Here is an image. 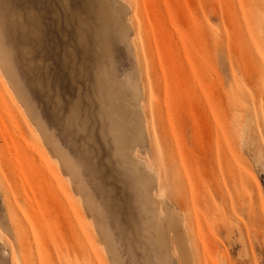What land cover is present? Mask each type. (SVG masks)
Returning a JSON list of instances; mask_svg holds the SVG:
<instances>
[{
    "label": "rangeland",
    "instance_id": "obj_1",
    "mask_svg": "<svg viewBox=\"0 0 264 264\" xmlns=\"http://www.w3.org/2000/svg\"><path fill=\"white\" fill-rule=\"evenodd\" d=\"M0 55V264H264V0H0Z\"/></svg>",
    "mask_w": 264,
    "mask_h": 264
},
{
    "label": "bare ground",
    "instance_id": "obj_2",
    "mask_svg": "<svg viewBox=\"0 0 264 264\" xmlns=\"http://www.w3.org/2000/svg\"><path fill=\"white\" fill-rule=\"evenodd\" d=\"M0 56L2 57V55H0ZM246 124H247V123H246ZM244 126H245V125H244ZM243 129H244V128H243ZM247 131H248V130H247ZM241 132H242V131H241ZM240 134H241V133H240ZM244 134H245V133H244ZM246 135H247V133H246ZM246 138H247V137H246ZM244 150H245V149H244ZM254 150L256 151V149H254ZM255 151H254V152H255ZM253 156H254V155L252 154L251 157H253ZM251 157H250V158H251ZM254 157H255V156H254ZM255 158H256V157H255ZM257 159H258V158H257ZM259 160H260V159H259ZM259 160H258V161H259ZM260 163H261V162H260ZM261 166H262V165H261ZM262 169H263V168H262ZM262 169H261V170H262ZM260 172H263V171H260ZM238 235H239V234H238ZM240 237H241V236H240ZM241 238H242V237H241ZM241 243H242V242H241ZM242 251H243V250H242Z\"/></svg>",
    "mask_w": 264,
    "mask_h": 264
},
{
    "label": "crops",
    "instance_id": "obj_3",
    "mask_svg": "<svg viewBox=\"0 0 264 264\" xmlns=\"http://www.w3.org/2000/svg\"><path fill=\"white\" fill-rule=\"evenodd\" d=\"M2 256L4 257V256H5V254H3V253H2ZM1 260L3 261V258H1Z\"/></svg>",
    "mask_w": 264,
    "mask_h": 264
}]
</instances>
